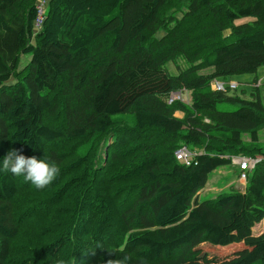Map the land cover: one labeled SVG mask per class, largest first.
Listing matches in <instances>:
<instances>
[{
  "label": "trees",
  "instance_id": "obj_1",
  "mask_svg": "<svg viewBox=\"0 0 264 264\" xmlns=\"http://www.w3.org/2000/svg\"><path fill=\"white\" fill-rule=\"evenodd\" d=\"M39 1L0 0V158L22 149L60 173L37 190L0 172V264H213L195 248L235 242L223 264H264L258 80L243 97L211 85L264 67V0H48L36 29ZM182 90L188 105L167 102ZM238 158L259 159L243 189L199 202Z\"/></svg>",
  "mask_w": 264,
  "mask_h": 264
},
{
  "label": "rangeland",
  "instance_id": "obj_2",
  "mask_svg": "<svg viewBox=\"0 0 264 264\" xmlns=\"http://www.w3.org/2000/svg\"><path fill=\"white\" fill-rule=\"evenodd\" d=\"M247 18L239 19L235 22V24H241L246 22ZM164 34V32H159L157 34V37H160ZM31 60V54H22L19 57L18 61V69L21 70L24 68ZM167 70L171 75H176L177 72L172 64L166 65ZM212 72V69H205L201 71L199 74H210ZM257 78L258 81H261L259 88V93L261 96V102L264 106V67L260 68L256 74H246L241 76H236L235 78L231 80L224 81L225 83H236L237 84V90L231 91V94H237L240 97H243L241 95V90H249L250 84L253 82L254 78ZM249 84V85H247ZM182 103V102H181ZM239 108L238 105H232L227 103H222L217 106V109L221 112H232L236 111ZM259 145L262 146L264 144V129L259 130ZM236 174V178H235ZM238 172L236 171L235 167H228V168H222L219 169L211 175H209L207 185L203 189L202 192H200L197 195V198L199 202H203L205 200H209L212 198H215L217 195H227L232 193L233 190H240L243 189L245 186V183H239L237 180ZM264 233V219L261 223L256 225L252 229V234L254 236H258L260 234ZM199 253V261H206L213 264H223L224 261L233 260L234 258H237L241 256L244 252V246L242 243L235 242L229 246H227L224 249H217L212 247H205V246H199L195 248Z\"/></svg>",
  "mask_w": 264,
  "mask_h": 264
},
{
  "label": "clouds",
  "instance_id": "obj_3",
  "mask_svg": "<svg viewBox=\"0 0 264 264\" xmlns=\"http://www.w3.org/2000/svg\"><path fill=\"white\" fill-rule=\"evenodd\" d=\"M256 86L259 87L258 82ZM0 172H10L16 177H23L26 182H30L37 190H44L55 181L60 173V168L55 161L38 159L35 156L26 157L22 154V149H12L0 158ZM92 255H95V252ZM108 257L105 264H129L131 259L128 255L114 258L115 253L111 252L108 253ZM56 264H67V262L61 258L56 261Z\"/></svg>",
  "mask_w": 264,
  "mask_h": 264
},
{
  "label": "built area",
  "instance_id": "obj_4",
  "mask_svg": "<svg viewBox=\"0 0 264 264\" xmlns=\"http://www.w3.org/2000/svg\"><path fill=\"white\" fill-rule=\"evenodd\" d=\"M47 2L48 0H40L37 3V20L35 23L36 29H39L43 22ZM211 85L216 91H224L227 87L231 90H235L238 88L236 83H225L219 80L212 81ZM173 101H180L188 105L190 103V93L185 90L173 93L170 95L167 102L170 104ZM174 155L176 160L185 166H190L192 163H194V154L191 153L186 147L180 148L175 152ZM258 161L259 159L249 158H238L233 160L232 163L238 167L237 180L239 183H246L247 173L254 168L255 164Z\"/></svg>",
  "mask_w": 264,
  "mask_h": 264
},
{
  "label": "crops",
  "instance_id": "obj_5",
  "mask_svg": "<svg viewBox=\"0 0 264 264\" xmlns=\"http://www.w3.org/2000/svg\"><path fill=\"white\" fill-rule=\"evenodd\" d=\"M235 78V77H234ZM233 79V78H232ZM258 83H259V86H260V84H261V81H258ZM247 85H249V84H247ZM178 118H180L182 115L181 114H179V113H176L175 114ZM236 166V165H235ZM236 171H237V169H236ZM235 178H236V174H235Z\"/></svg>",
  "mask_w": 264,
  "mask_h": 264
}]
</instances>
